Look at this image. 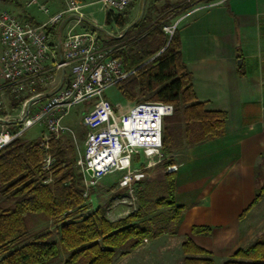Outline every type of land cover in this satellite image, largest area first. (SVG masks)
I'll return each mask as SVG.
<instances>
[{
    "label": "trees",
    "instance_id": "16d2710c",
    "mask_svg": "<svg viewBox=\"0 0 264 264\" xmlns=\"http://www.w3.org/2000/svg\"><path fill=\"white\" fill-rule=\"evenodd\" d=\"M23 18L36 23L26 13ZM112 19L113 13L107 12V23ZM114 19L119 26L126 22L120 15ZM164 19L153 21L144 14L131 25L137 33L123 44L118 56L126 69L135 72L118 86L125 99L174 105V113L164 120L163 132V153L172 154L225 135L227 112L207 109L206 101L198 99L193 75L183 59L179 27L169 38ZM53 29L48 28L51 33ZM47 154L53 161L44 168ZM76 162L75 147L66 136L52 139L48 150L40 139L23 136L0 149V264H51L61 252L65 253L63 264H112L120 250L119 255L124 256L148 239L177 232L184 206L175 199V171H167L160 183L164 195L152 197L140 189L138 207L110 219L102 206L81 213L88 208V197ZM162 163L167 168L175 164V158L171 155ZM263 196L264 183L256 187L253 202L240 217ZM210 230L201 225L192 228L195 234ZM181 250L183 264H215L212 252L188 237ZM222 264H264V233Z\"/></svg>",
    "mask_w": 264,
    "mask_h": 264
},
{
    "label": "built area",
    "instance_id": "2783aa9c",
    "mask_svg": "<svg viewBox=\"0 0 264 264\" xmlns=\"http://www.w3.org/2000/svg\"><path fill=\"white\" fill-rule=\"evenodd\" d=\"M134 1L65 0V8L49 15L42 24L0 10V149L41 124L46 134L40 142L48 150L52 139L74 134L64 123L71 108L92 99L82 117L86 138L77 161L85 195L90 186L113 172L120 173V188L134 192L135 184L147 177V170L166 157L164 120L174 113V105L144 100L117 110L105 92L134 74L135 69L125 68L118 56V43H108L109 36H118L100 28L94 16L82 11L87 4L98 2L107 12L122 14ZM28 3L49 12L38 0ZM69 20L86 23L87 27L64 35L62 27L56 25ZM174 30L175 26H164L170 37ZM52 161L47 154L44 167ZM177 168L173 164L168 171Z\"/></svg>",
    "mask_w": 264,
    "mask_h": 264
},
{
    "label": "crops",
    "instance_id": "0c3cea01",
    "mask_svg": "<svg viewBox=\"0 0 264 264\" xmlns=\"http://www.w3.org/2000/svg\"><path fill=\"white\" fill-rule=\"evenodd\" d=\"M65 6L52 2L51 15ZM32 18L36 24L46 21ZM180 23L183 59L194 91L207 109L226 111L227 119L225 135L165 154L173 155L178 166L175 199L184 206L176 232L181 238L178 256L184 255L181 244L188 237L212 252L215 264H222L264 230V196L240 217L255 198L264 166V0L208 2L182 15ZM57 26L65 35L87 24L69 20ZM1 53L0 41V58ZM197 225L211 230L195 234ZM149 253L145 264H159ZM163 255L172 256L170 251Z\"/></svg>",
    "mask_w": 264,
    "mask_h": 264
},
{
    "label": "rangeland",
    "instance_id": "374dc122",
    "mask_svg": "<svg viewBox=\"0 0 264 264\" xmlns=\"http://www.w3.org/2000/svg\"><path fill=\"white\" fill-rule=\"evenodd\" d=\"M29 0H0V9L4 8L13 13H15L19 18H23L24 14L34 17L37 20L43 21L47 20L49 15H51L52 2L58 4V6L64 5L65 0H38V2L46 5L49 12H45L37 5H30ZM95 0H79V2H90ZM206 0H135L133 4L128 8L127 11L122 14H113V19L111 23H107L106 15L107 11L102 7L101 3L87 4L82 8V11L87 15H92L97 21V25L118 37L109 36L108 43H118L120 48L123 44L134 37L137 33L135 29H132L131 25L140 19L144 14L149 15L153 18V21L164 17L165 25L179 26L181 21V16L186 14L193 7L206 4ZM115 15H120L122 19H125V24L119 26L115 22ZM152 21V22H153ZM164 25V26H165ZM163 26V29H164ZM64 34V32H62ZM102 34L104 32L102 31ZM169 36V35H168ZM169 38H171L169 36ZM126 80V79H125ZM124 80V81H125ZM105 96L109 98L113 104L117 107V110H125L130 105L135 104L139 101H131L125 99L120 95L119 86L109 88L105 92ZM144 100V99H143ZM150 100V99H145ZM87 100L81 104L75 105L71 108L69 114L64 118V123L73 129L74 134L65 133L61 136L69 137L75 147V153L77 156V161L80 155L83 153L84 142L86 138V129L82 124L83 114L89 110V102ZM46 134L45 126L41 124H36L29 128L22 136L27 140L40 139ZM60 136V137H61ZM170 156H166L164 159L158 161L154 166L147 170V177L144 180L137 182L134 186V192H130L127 189L120 188L118 185V180L120 173L113 172L107 174L103 178L99 179L94 185L87 189V203L88 208L83 210L81 213H86L99 206L106 209L107 217L110 219H117L127 215L138 207L139 204V190L144 189L148 191L150 196H162L165 194L164 190L160 187L161 181L164 179L165 173L168 171V167L165 168L163 163L168 160ZM46 164V162H44ZM76 166L79 172V165L76 162ZM49 167V166H48ZM45 168V167H44ZM264 183V166L259 171L257 176V187L260 188ZM122 199H126L122 202ZM50 229L56 230V226L49 224ZM264 233V230L262 231ZM261 233V234H262ZM260 235V234H259ZM258 236V235H257ZM54 239L58 236L54 235ZM181 238L176 235V233H163L157 238H153L151 242L143 245L140 250L134 252L130 256L118 260V251L112 264H145V254L150 251L151 257L154 263L159 264H183V256H178V250L180 247L179 240ZM149 240V239H148ZM143 243H146L145 241ZM126 248V247H125ZM124 248V249H125ZM166 251H170L172 256L166 258L163 254ZM65 258V253L61 252L58 260L51 264H63Z\"/></svg>",
    "mask_w": 264,
    "mask_h": 264
},
{
    "label": "water",
    "instance_id": "95a60500",
    "mask_svg": "<svg viewBox=\"0 0 264 264\" xmlns=\"http://www.w3.org/2000/svg\"><path fill=\"white\" fill-rule=\"evenodd\" d=\"M88 172L91 173L92 172L91 169H89Z\"/></svg>",
    "mask_w": 264,
    "mask_h": 264
}]
</instances>
